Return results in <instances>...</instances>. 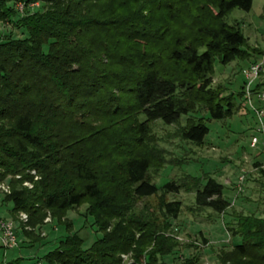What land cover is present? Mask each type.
Returning <instances> with one entry per match:
<instances>
[{
	"label": "trees",
	"instance_id": "1",
	"mask_svg": "<svg viewBox=\"0 0 264 264\" xmlns=\"http://www.w3.org/2000/svg\"><path fill=\"white\" fill-rule=\"evenodd\" d=\"M186 1L0 0V23L15 18L13 25L25 34L23 38L0 40V179L8 174L20 175L11 183V192L3 202L11 205V213L27 215V227L42 221V209L61 213L79 206L83 197L95 201L96 210L120 219L125 216L124 201L101 188L107 166L100 161L98 149L102 141H96L99 131L88 126L87 118L118 123L131 120L130 139L141 145L149 123L175 124L189 115L192 103L203 105L212 121L232 117L233 100L210 89L211 80L206 76L212 73L216 57L227 65L245 53L246 38L240 28L222 19L235 9L249 12L253 0H212L215 6L209 1L214 10L210 9L208 22L201 24L193 17L197 33L187 44L183 43L182 50L168 55L175 65L187 69L190 77H197L193 84L163 70L160 62L164 58L155 47L158 44H150L156 37L151 31L162 30V24L153 29L157 22L154 9L167 7L171 21L178 4ZM33 3H41L44 10L29 13L28 6ZM18 4L22 5L21 10L15 8ZM202 6L196 7L199 10ZM140 45H148L149 49H140ZM117 66L122 68L118 70ZM179 88H186L192 99L188 101L183 93L179 98ZM241 90L242 87L239 98ZM139 115L143 116L142 121H138ZM205 120L202 116L191 122L182 138L202 144L209 133ZM110 136V141L122 139L114 132L103 135L107 139ZM254 166L259 168L262 164L257 161ZM121 168L122 183L136 198L158 192L159 188L147 180L150 159L146 154L131 153L121 162ZM25 171H35L40 179L33 182ZM259 172L264 175L263 169ZM25 180L32 183L30 190L22 187ZM160 189L170 194L179 190L174 182H167ZM223 190L222 184L208 177L196 188V206L224 214L231 204L224 199ZM180 208L178 201L163 206L165 214L173 219ZM234 218L235 225L227 227V232L239 240L226 261L264 264V218L250 214ZM93 220L96 224V217ZM123 221L124 227L103 235L87 250L82 248L85 239L73 234L43 258H29V264H120L118 255L128 252L133 253L132 264H165L158 262L155 254H169L175 242L163 235L155 236V228L153 233L147 232V242L135 240L134 232L151 225L133 216ZM18 236L27 237L24 232ZM37 241L41 240L36 238L34 243ZM146 243L153 244L152 251L141 262V249ZM0 249V264H21L24 260L18 257L7 261V250L1 245ZM196 262L193 257L184 264Z\"/></svg>",
	"mask_w": 264,
	"mask_h": 264
},
{
	"label": "rangeland",
	"instance_id": "2",
	"mask_svg": "<svg viewBox=\"0 0 264 264\" xmlns=\"http://www.w3.org/2000/svg\"><path fill=\"white\" fill-rule=\"evenodd\" d=\"M209 1L215 6L212 0H188L178 4V11L171 21H168L167 7L164 10L154 9L157 22L153 29L156 30V26L159 28L162 24V30L151 31L156 37L150 44L151 46L154 43L158 44L155 47L158 46L157 51L164 58L160 65L175 79H187L190 84H193L197 77H190L189 71L184 70L182 65L177 66L171 62L168 55L173 50H182L183 43L187 44L195 36L197 32L193 25L194 16L198 23L208 22L210 9L214 10ZM199 5L203 6L198 10L196 6ZM15 8L20 10L22 5L18 4ZM44 8L41 3H33L28 6V12L43 11ZM14 21L15 18L10 22L0 23V40L25 37L22 29L13 25ZM222 21L239 27L246 38L243 47L245 53L241 57L227 65H222L216 57L212 73L206 76L211 80L210 89L220 92L221 97L233 100L235 105L232 117L212 121L208 119L203 105L190 103L189 115L181 117L175 124L165 125L160 121L149 123V132L141 145H137L130 139L131 134L128 130L131 120L127 123H118L100 117L87 118L88 126L99 131L96 141H102L98 150L99 155L102 156L101 163L107 166L108 177H104L101 188H104L105 193L111 196L117 195L119 200L124 201L125 216L120 219L114 214H109L110 212L96 210L95 201L83 197L79 206L61 213L42 209L41 214L44 215L42 221L33 227H27L28 218L20 221L22 220L20 213L26 214L24 212L11 213L9 209L11 205L3 202L4 196L11 192V183L20 178V175L8 174L0 179V219L14 224L15 237L21 232H24L27 237L18 236L16 238L17 246L4 253L5 260L10 261L22 257L24 260L21 264H29L31 262L29 258H43L49 251L57 248L59 242L66 236L73 234H78L85 239L82 248L87 250L103 235L111 234L116 229L124 227L123 220L133 216L136 220L151 225L149 229H145L146 232L145 230L139 233L134 232L135 240L140 238L147 242V232L153 233L155 228L158 231L155 236L163 235L164 238L175 242L169 254L162 256L155 254L154 258L158 262L184 264L194 257L197 259L195 264H230L226 260L232 252L234 243L239 240L238 237L231 238L227 232V227L235 225L234 216L250 214L264 218V175L259 172L260 169L264 170V152L261 157L255 158L254 152L249 148V140L253 135L254 115L242 109L241 97H237L249 62L253 59L258 60L264 54V0H253L249 12L235 9ZM151 39V37L148 38V41ZM140 46V49L148 47V45ZM115 68L119 70L122 67ZM188 84L185 85L189 86ZM181 93L184 97H188V101L192 99L191 93L189 94L186 88L178 89L179 98H182ZM202 116L206 117L205 121L209 129L203 143L197 145L185 141L182 138L183 130ZM142 120L143 116L139 115L138 121ZM111 132L117 133L122 139L114 138L110 141L113 136L108 139L103 137ZM136 152L146 154L150 159L147 180L159 188L153 196L136 198L122 183L121 162L131 153ZM104 155L107 160L103 158ZM257 161L262 164L259 168L254 166ZM25 174L32 176L33 182L40 179L35 171H25ZM242 176L244 180L239 184V178ZM208 177L222 184L223 197L231 204L224 214L220 215L206 208H198L195 204L196 188H200ZM167 182L176 183L179 188L177 194L165 193L160 189ZM22 187L30 190L32 183L25 180ZM172 201H178L181 204L176 219L168 217L163 209L165 203ZM94 217L97 220L96 224H93ZM65 226H67V231ZM36 238L41 241L34 243ZM18 242L21 243L20 248H18ZM152 247V243H146L141 249V262L145 261V255L152 251ZM2 254L0 249V257ZM118 256L121 260L120 264L134 262L132 252Z\"/></svg>",
	"mask_w": 264,
	"mask_h": 264
},
{
	"label": "built area",
	"instance_id": "3",
	"mask_svg": "<svg viewBox=\"0 0 264 264\" xmlns=\"http://www.w3.org/2000/svg\"><path fill=\"white\" fill-rule=\"evenodd\" d=\"M21 10V9H20ZM241 107L254 115L253 135L249 140V148L254 152L255 158H259L264 152V54L251 63L244 74L241 90ZM244 177L239 178V184ZM28 183H25L26 186ZM8 192V191H7ZM20 221L27 217L21 214ZM15 227L10 221L0 219V245L5 249H13L17 246Z\"/></svg>",
	"mask_w": 264,
	"mask_h": 264
}]
</instances>
